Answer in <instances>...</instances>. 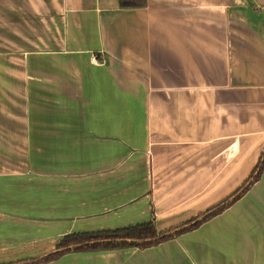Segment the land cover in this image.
<instances>
[{
	"label": "crops",
	"instance_id": "crops-1",
	"mask_svg": "<svg viewBox=\"0 0 264 264\" xmlns=\"http://www.w3.org/2000/svg\"><path fill=\"white\" fill-rule=\"evenodd\" d=\"M16 54L38 79L5 134L23 137L26 167L0 173V264L74 232L178 226L264 151V0H0V58ZM43 264H264V170L176 238Z\"/></svg>",
	"mask_w": 264,
	"mask_h": 264
},
{
	"label": "trees",
	"instance_id": "trees-1",
	"mask_svg": "<svg viewBox=\"0 0 264 264\" xmlns=\"http://www.w3.org/2000/svg\"><path fill=\"white\" fill-rule=\"evenodd\" d=\"M119 3L123 8L144 7L147 4V0H119ZM263 170L264 151L249 178L234 195L209 209L207 212L168 230L159 231L154 218H152L141 224L113 230L74 232L65 235L56 249L51 252L35 258L2 264H43L56 260L71 252L114 250L126 247L148 248L156 246L197 228L206 220L225 210L226 207L246 192L260 178Z\"/></svg>",
	"mask_w": 264,
	"mask_h": 264
},
{
	"label": "rangeland",
	"instance_id": "rangeland-1",
	"mask_svg": "<svg viewBox=\"0 0 264 264\" xmlns=\"http://www.w3.org/2000/svg\"><path fill=\"white\" fill-rule=\"evenodd\" d=\"M12 58V57H11ZM10 57L6 59L0 58V131H4V135L0 134V139L3 140L5 150L0 151V173H7L9 171L15 172L16 177L22 176L25 170L24 152L22 150L23 137L11 136L10 140L15 141L16 145H7L5 135L9 128H19L21 120H16V117H21V114L28 110V96L24 98L23 82L24 79L28 83L33 79L37 80V73L25 72L22 57L16 54L15 58ZM10 66L16 68L15 72H10L13 75H8L2 72L3 68ZM8 79L11 83H8ZM28 92V89H27ZM20 142L18 146L17 143ZM1 177V175H0ZM154 218V217H153ZM155 220V219H154ZM156 223V221H155ZM133 226V225H132ZM129 227V226H128Z\"/></svg>",
	"mask_w": 264,
	"mask_h": 264
},
{
	"label": "built area",
	"instance_id": "built-area-1",
	"mask_svg": "<svg viewBox=\"0 0 264 264\" xmlns=\"http://www.w3.org/2000/svg\"><path fill=\"white\" fill-rule=\"evenodd\" d=\"M93 59L95 60V58L93 57Z\"/></svg>",
	"mask_w": 264,
	"mask_h": 264
}]
</instances>
